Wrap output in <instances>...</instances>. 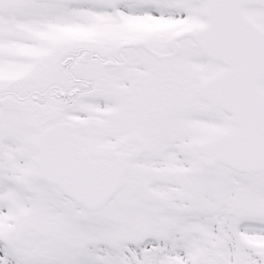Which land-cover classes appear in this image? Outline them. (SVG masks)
Segmentation results:
<instances>
[{
	"label": "snow or ice",
	"instance_id": "obj_1",
	"mask_svg": "<svg viewBox=\"0 0 264 264\" xmlns=\"http://www.w3.org/2000/svg\"><path fill=\"white\" fill-rule=\"evenodd\" d=\"M0 264H264V0H0Z\"/></svg>",
	"mask_w": 264,
	"mask_h": 264
}]
</instances>
